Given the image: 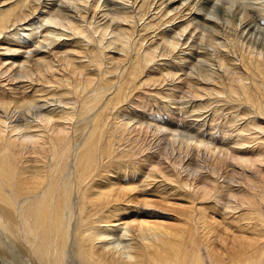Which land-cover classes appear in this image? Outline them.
<instances>
[{"label": "bare ground", "instance_id": "bare-ground-1", "mask_svg": "<svg viewBox=\"0 0 264 264\" xmlns=\"http://www.w3.org/2000/svg\"><path fill=\"white\" fill-rule=\"evenodd\" d=\"M168 86L198 129L137 165L136 128L162 132L124 112ZM204 129L264 151V0H0V264H264V168L211 161ZM211 208L243 213L228 263Z\"/></svg>", "mask_w": 264, "mask_h": 264}, {"label": "rangeland", "instance_id": "rangeland-1", "mask_svg": "<svg viewBox=\"0 0 264 264\" xmlns=\"http://www.w3.org/2000/svg\"><path fill=\"white\" fill-rule=\"evenodd\" d=\"M154 9H155V7H154ZM98 14L100 16L102 13H98ZM91 16H92V14H91ZM149 17H152V13L150 14ZM160 18H161V14H158L157 19H160ZM169 19H171V18H169ZM177 23H179V21ZM140 24L141 23H138V29L139 30L142 29V26ZM161 29L160 30H156V31L150 30L146 34L143 33L145 35V39H147L148 42L154 41V42L161 43V40L158 37L159 34L161 33L160 32ZM158 58H159L158 60H160V61H161V59H164L162 57H158ZM160 61H158V62L160 63ZM170 62L173 63V61H170ZM172 63H170V65L168 67H166V69H162V72H158L157 71L158 72L157 74L159 76H162L163 74L164 75H167V72H172V71L173 72H177V71H179V69H180L179 65L175 66V63H173L174 65ZM167 64H169V62ZM163 72H165V73H163ZM167 90L168 91L165 92V91H163V90H161V89L158 88L154 93H152V96H149L147 94L145 95V92H140V94L137 93L138 94V97H137V100L138 101L136 103L138 105L135 103V107L136 106H138V107L134 108V107L127 106V111L124 112L127 117L128 116L130 117L132 115L133 117L136 118V116L138 115L136 119L141 121L139 123L140 125L142 124L143 126H147V127L150 126V127H152V129L154 127V130H159L160 133L162 132L161 134H157V133H155V131H152V132L149 131V132H147L146 130L144 131V129L141 130L139 126H138V128H136L137 126H135L136 131L131 135V139L138 140L137 145H139L138 146L139 148H147V150L145 149V151H147V152L143 153V154H145L143 156V158H142L143 160H141L140 164H137V165H143V164L146 165L145 164L146 162H154L155 164L160 163V161H161V155L160 154H162V156H166V154L168 153V152L165 151V148L171 150L170 144H171V140H172V135H175L174 132H172L173 130H175L176 132H178V134L181 135V136H184V135L185 136H190L192 133H189L188 130L190 131V129L191 130L195 129L196 124H194V123H196V122H194L193 125L192 124H187L185 126V123H184L185 118L183 117V115H185V116L192 115V118H190V119H193L194 120L196 117H193V116H195L196 113H193L192 108H190V111L187 112L186 113L187 115H186L185 114L186 111H184V108L185 107H190V105H186L185 104L187 101L182 104V97H183V95H182V97L180 95L178 96L177 92L172 91L173 89L170 86L167 87ZM161 91H163L164 93L161 92ZM144 95H145L146 98L144 97ZM142 96H143V98H142ZM147 96H149V97H147ZM179 97H181L180 100H178ZM141 98L144 101H146L144 107L141 105L142 103L140 104V102L143 101ZM145 99H149V100H145ZM160 99L162 100L161 102H160ZM163 101L165 103H167V104H165ZM169 101H171V102L174 101V102L173 103H170ZM168 107H169V109H168ZM134 109H135L136 112L134 111ZM143 109H145V110H151L152 109V112H150V111L148 112L147 111V113H146V111L143 110ZM142 111L143 112L145 111V112L143 113ZM169 111H170V113H169ZM190 113H192V114H190ZM208 114H210V113H208ZM147 122H149V123L146 124ZM57 123H59V122H56V126L58 125ZM174 124H177V125H174ZM172 125L175 126L174 129H173ZM207 127L209 128V126H206V129H207ZM196 129H198V126L196 127ZM196 129H195V131H196ZM203 132H205V133L202 134V135H204V138L206 140H208V138H209L208 137L209 136L208 133L211 132V131L208 132V130H205L204 129ZM27 133H28L27 131L22 130L20 132V134H19V137L21 135H26ZM211 134L213 135L214 133L211 132ZM206 135H208V136H206ZM220 136H221V134L217 132L216 134L213 135V137H211L212 139H209V140H212L211 141V144L212 145L210 144V141L209 140H208L209 142H207V144H210L211 145V146L209 145L210 148L212 146H214V147H212V149L214 148V152L212 150V154H211V157H212V155L214 157H213V159H211V161L214 160L213 162H216L217 163L219 160H226L227 163H230V164H232L234 166L236 165V167L239 168V169H242V170L245 169L248 173H249V171H250V173L256 172V170H258L260 167H263L264 168V166L260 165V160L262 158L259 159L260 156H261V154H262V156H264V151H260L258 149H249L248 148L249 149L248 150V149H242V148H240L238 146V144H239V141L238 140H240V139L237 138L235 135L233 137H231L230 140H228V141L223 140V142L220 143V144H223L224 143L223 145H219V144H216L215 145V142H213V141L216 140L219 143V140L218 139H220L219 138ZM214 138H215V140H213ZM232 138H234V139H232ZM220 141H222V140H220ZM148 148H150L151 150L148 149ZM148 155L151 156V157H149ZM257 160H259V161L257 162ZM164 161H165L164 164L167 163L166 166L169 165V167H170L171 165H173V163L171 162V160H164ZM117 162L120 163L122 166L129 165L128 163H130V161L128 159H122V160L117 161ZM179 165L180 164L178 163L177 164V167H179ZM216 165H217V168L219 169L220 166H218V164H216ZM171 167H173V166H171ZM257 167H259V168H257ZM225 169L226 168H223L222 167V172L223 173L226 172ZM221 182L223 183V179H221ZM234 184H235V187H236L235 189H238L239 186H240L239 185L240 184L239 181L236 182V183L235 182H232L230 184H224V187L222 189H220V191H221L220 194H223L224 193L223 195H221L222 202L226 203V201H229L232 198L230 196V194L234 195L233 191L231 192V188L234 186ZM221 186H223V185L221 184ZM231 200H233V198ZM174 207H176V208H184V207H188V206L175 205ZM223 208L221 207L222 210H223ZM225 209L226 208H224V210ZM207 213H208L207 218L210 221L213 222L212 225H214V227H213V230H203L202 231V235L204 236V238H203L202 235L201 236H202V238L205 241H207L209 243L210 246H212V247L214 246L213 249L212 248H210V249H212L218 256H220L221 260L224 261V260L227 259L228 261L226 260L225 263H228L229 262V259L225 255L226 253L223 251V248L224 249L227 248L226 250H228L231 247H237V246H239V242L236 243V241H238V240L240 241V239L242 237L241 233H243L244 230H240V226L242 225V223H240L241 221L236 220L237 221V224H236V222H234L232 219H235V217L236 218L240 217L243 213L242 214L240 213V214H238L239 216L236 215L234 218H230V219L229 218H226V217H223L224 215L217 208H216V210L215 209H212V208L211 209H208V212ZM172 214L175 215V213H172ZM238 222H239V224H238ZM175 225L178 226V224H175ZM233 228H234V230H233ZM245 235L248 236L247 234H245ZM220 241H223V243H224L222 249L221 248L220 249L218 248L219 247V243L218 244H215V245H212V243L214 244V242L217 243V242H220ZM235 243H236V245H235ZM215 247H217L218 249L217 248L215 249ZM216 250H218V251H216ZM203 252L205 253V249L203 250Z\"/></svg>", "mask_w": 264, "mask_h": 264}]
</instances>
